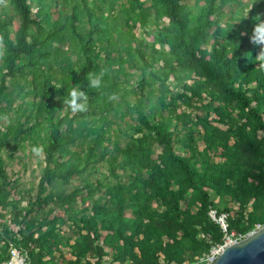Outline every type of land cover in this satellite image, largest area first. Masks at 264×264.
Instances as JSON below:
<instances>
[{
    "label": "trees",
    "instance_id": "1",
    "mask_svg": "<svg viewBox=\"0 0 264 264\" xmlns=\"http://www.w3.org/2000/svg\"><path fill=\"white\" fill-rule=\"evenodd\" d=\"M258 18L264 0H0V264L11 244L31 264H199L263 227Z\"/></svg>",
    "mask_w": 264,
    "mask_h": 264
},
{
    "label": "clouds",
    "instance_id": "2",
    "mask_svg": "<svg viewBox=\"0 0 264 264\" xmlns=\"http://www.w3.org/2000/svg\"><path fill=\"white\" fill-rule=\"evenodd\" d=\"M251 43L254 45L262 46L260 52L256 56V61L259 64L260 69H264V20L258 18L255 22L253 28L252 36L250 37ZM249 55V54H248ZM107 70H103L101 73L96 74L94 72H89L87 74L89 81V88L99 90L102 87L103 77ZM88 93L81 91L78 86H72L67 96L63 98L64 108L70 110L71 113H86L89 110L88 105ZM114 97H109V100ZM59 99V98H58ZM63 108V109H64ZM33 153L39 156L42 152L41 147H33Z\"/></svg>",
    "mask_w": 264,
    "mask_h": 264
},
{
    "label": "water",
    "instance_id": "3",
    "mask_svg": "<svg viewBox=\"0 0 264 264\" xmlns=\"http://www.w3.org/2000/svg\"><path fill=\"white\" fill-rule=\"evenodd\" d=\"M205 264H264V226L228 246L214 262Z\"/></svg>",
    "mask_w": 264,
    "mask_h": 264
},
{
    "label": "built area",
    "instance_id": "4",
    "mask_svg": "<svg viewBox=\"0 0 264 264\" xmlns=\"http://www.w3.org/2000/svg\"><path fill=\"white\" fill-rule=\"evenodd\" d=\"M210 216L216 220L221 227L224 229V231H226L227 228V224H226V216H222L219 219L216 218V212L212 211L210 213ZM262 227H258L257 230L261 229ZM256 231V230H255ZM245 238V237H244ZM244 238H240V239H235L234 238V234L232 236H229L225 239V242L223 245H218L216 247H214L211 252L206 255L203 259H201V261L199 262V264H205V263H212L214 262L217 257L219 255L222 254V252L231 244L240 241ZM10 257L8 260L2 262L1 264H31L28 253L22 248V247H18L15 244H11L10 246Z\"/></svg>",
    "mask_w": 264,
    "mask_h": 264
},
{
    "label": "rangeland",
    "instance_id": "5",
    "mask_svg": "<svg viewBox=\"0 0 264 264\" xmlns=\"http://www.w3.org/2000/svg\"><path fill=\"white\" fill-rule=\"evenodd\" d=\"M237 17H241V15L237 14ZM20 160L22 162H20ZM28 163V170L24 171L23 164ZM14 172H20L19 174L23 177L22 182L36 183L38 184L37 177L41 172V168L39 167L37 160L35 158L30 159L29 157H23L21 152L17 153V156L11 161V167Z\"/></svg>",
    "mask_w": 264,
    "mask_h": 264
}]
</instances>
